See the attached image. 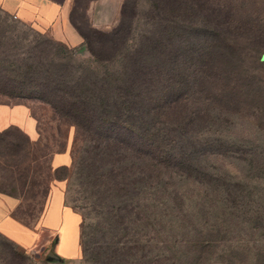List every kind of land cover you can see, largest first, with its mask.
Segmentation results:
<instances>
[{"label":"rangeland","instance_id":"rangeland-1","mask_svg":"<svg viewBox=\"0 0 264 264\" xmlns=\"http://www.w3.org/2000/svg\"><path fill=\"white\" fill-rule=\"evenodd\" d=\"M214 1L230 4L232 25L223 28L217 39L201 35L197 42L228 45L221 66L239 73L246 99L239 113L227 121H224V113H216L211 130L222 131L247 152L223 151L225 153L218 156L204 158L202 163L221 173H233L225 182L230 186L235 179L238 182L239 187L235 185V189L240 195L235 204L221 191L220 185L205 188L180 176H166L159 185L147 186L144 193L139 191H144L142 187L146 185L139 181L134 184L137 191L131 192L128 187L125 195H113L115 192L110 190L104 192L108 176L101 171L110 166L108 161L91 170L92 175L97 174L90 178L91 184L85 181L81 185V172L77 170L84 152L80 150L82 141L76 139L74 127L60 122L51 106L37 93L6 89L0 91V104L27 107L25 114L18 116L29 121L25 128L32 144L29 147L23 144L18 150L13 146L3 149L11 165L2 170V182L7 188L14 186L13 195L21 197L0 192L10 198L0 201V214L6 208L26 220L32 214L34 225L26 227L37 230L38 217L45 214L50 198L53 204L62 201L64 207L83 218L85 239L91 245L126 244L129 248L124 258L129 261L146 255L145 259L150 260L147 264H253L254 258L264 253V169L255 167V164L264 166V0ZM122 2L121 12L103 27L93 26L81 12L74 14L72 19L83 35L82 43L77 46L62 44L49 33L36 31L0 11L2 41L9 42L2 55L18 62L39 56L42 60L54 59L56 65L71 63L74 66L92 58L91 52L107 60L114 56L112 50L119 42H155V38H162L164 22L172 8L177 7L178 0ZM41 48L45 52L40 53ZM209 105L213 103L193 99L188 105L181 104V108L205 110ZM201 124L197 122L195 129ZM58 151L70 153L68 171H53L51 158ZM245 158L255 162L250 169ZM84 170L88 172L87 168ZM131 175L127 173L128 177ZM56 176L63 179L56 182ZM92 190L95 193H91ZM145 197L149 200L142 212L136 202L142 204L141 199ZM111 204L117 211H108ZM119 215L123 217L121 222ZM199 240L206 243L204 247L197 245ZM55 241L50 236L46 242L43 236L33 247H27L0 231V264H98L84 259L78 245L68 250L64 248L62 255L56 254ZM23 256L28 258L23 259Z\"/></svg>","mask_w":264,"mask_h":264},{"label":"trees","instance_id":"trees-1","mask_svg":"<svg viewBox=\"0 0 264 264\" xmlns=\"http://www.w3.org/2000/svg\"><path fill=\"white\" fill-rule=\"evenodd\" d=\"M231 25L232 8L225 1L178 0L177 7L172 8L164 22L162 38H155V42H119L112 50L114 56L107 60L91 52L92 58L75 66L56 65L54 59L42 60L39 56L19 62L9 60L2 55L9 42H3L0 34V91L26 89L37 93L51 106L60 122L74 127L76 139L82 141L80 150L84 152L77 170L81 172V185L85 181L91 184L90 178L97 175H92L91 170L108 161L110 166L101 171L108 176L104 192L125 195L128 187L131 192L137 191L134 184L139 181L146 185L142 187L144 191H139L144 193L147 186L159 185L166 176H180L205 188L220 185L221 191L235 204L240 195L235 189L238 182L235 179L231 186L225 182L233 173L213 170L203 166L202 161L223 151L247 152L222 131L211 130L216 113H224V121L239 113L246 99L244 85L239 82L237 71L221 66L228 45L197 42L201 35L217 39L223 28ZM43 51V48L39 50ZM193 99L213 105L205 110L181 108V104L188 105ZM197 122L203 124L196 130ZM23 144L29 147L32 141L17 126L0 130V192L18 199L21 196L13 195L14 186L7 188L2 182V170L11 165L3 149L13 146L18 150ZM245 160L249 162V169L253 167L254 161ZM255 167L264 169L261 164ZM69 168L70 165H64L52 169L56 172ZM128 172L135 177H128ZM63 178L55 177L56 180ZM148 200L142 198V204L136 202V207L143 212ZM109 206L110 212L118 209L112 204ZM9 214L25 226L34 225L32 214L28 220L14 211ZM122 220L119 215L118 221ZM83 224L80 218L79 247L84 259L98 264H147L146 255L126 260L129 247L124 243L91 245L85 239L87 232ZM203 244L206 243L199 240L197 245ZM10 253L14 251L11 249ZM253 264H264L263 252L254 258Z\"/></svg>","mask_w":264,"mask_h":264},{"label":"crops","instance_id":"crops-1","mask_svg":"<svg viewBox=\"0 0 264 264\" xmlns=\"http://www.w3.org/2000/svg\"><path fill=\"white\" fill-rule=\"evenodd\" d=\"M122 1L0 0V11L36 31L49 33L54 40L61 41L68 46H77L82 43L83 37L72 19L73 15L81 12L87 16L93 26L103 27L116 18ZM26 109L27 107L19 105L0 104V130L15 125L28 135L29 132L25 125L26 122L29 125V121L25 118L26 121H24L18 116L19 114L23 116ZM70 162L71 155L68 151L54 153L51 158L53 169L64 165L68 166ZM7 199L10 198L0 194V201ZM46 206L48 208L44 212L45 214L39 218L37 230H31L12 218L6 208L4 213L0 214V231L27 247H33L43 236L46 242L50 236H53L56 239L54 251L59 255L63 254L64 248L68 250L69 247L74 246L75 248L77 245L79 248V215L64 207L62 201L53 204V201L50 202V198H48ZM68 243L70 246L66 247Z\"/></svg>","mask_w":264,"mask_h":264},{"label":"water","instance_id":"water-1","mask_svg":"<svg viewBox=\"0 0 264 264\" xmlns=\"http://www.w3.org/2000/svg\"><path fill=\"white\" fill-rule=\"evenodd\" d=\"M263 59H264V56H263Z\"/></svg>","mask_w":264,"mask_h":264}]
</instances>
